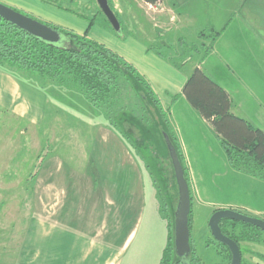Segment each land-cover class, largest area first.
Instances as JSON below:
<instances>
[{
  "label": "rangeland",
  "instance_id": "obj_1",
  "mask_svg": "<svg viewBox=\"0 0 264 264\" xmlns=\"http://www.w3.org/2000/svg\"><path fill=\"white\" fill-rule=\"evenodd\" d=\"M113 1L123 32L130 34L128 37L137 38L146 47L174 52V55L177 50L181 58L188 57L189 53L197 58V52L191 48L202 51L198 38H209L204 34L198 36V31L205 27L208 19L215 27L224 25L232 17L230 12L238 2L211 0L206 6L205 0H189L182 20L189 11L191 14L188 17L201 25L191 27L174 21V26H171L169 15L162 16L159 12L162 10L161 4L154 8L143 0ZM96 8L92 0L88 7L80 6L86 16H91ZM209 8L216 14H204L203 10L210 12ZM102 20L105 26L110 27L105 16L99 13L96 24H102ZM156 27L160 31H156ZM207 30L203 31L210 33ZM183 65L188 66L190 62ZM46 93L48 109L45 118L39 122L38 118H33L35 122H32V115L24 111L25 103L22 101L11 103V110L0 104V238L6 236L4 239L10 242L11 237H15L18 243L22 240L24 243L28 219L38 217L47 224H62L71 233L90 235L93 231L94 243L114 241L115 248L119 250L132 230V236L121 249L116 264H158L170 241L177 197L173 167L169 152L166 150L163 153L162 140L156 136L149 141L143 139L136 142V133L130 132L127 137L120 134L117 128L122 127L119 122L129 119L130 115L123 113L117 118L116 125L112 126L104 117L103 109L93 105L72 84L48 85ZM13 96L16 98L18 93ZM260 98L264 103L263 95ZM125 99V107L139 114L141 105L137 96L128 92ZM249 115L254 125L264 127L263 108ZM173 119L180 139L186 137L184 144L188 157L182 159L189 187L192 184L189 188L192 195L194 180L198 176L193 175V180L188 174L187 162L192 165V171H206V177L222 187L216 193V199L222 202L245 200L243 193L233 194L228 189L224 190L223 185L226 180L230 184L233 175H225L226 168L219 156L207 159L209 163L205 166L206 159L203 160L198 151L195 153L196 159L190 155L193 144H190L188 132L198 123H180L177 118ZM100 124L104 126L98 127ZM109 136L116 138V150L110 151ZM93 140L96 143L93 144ZM197 142L205 143L199 139ZM112 183L120 184L118 192L112 190ZM199 184L201 187L202 183ZM123 194L131 196V203L124 201ZM190 200L189 242L195 264H228L224 250L211 242L213 237L208 228V219L213 208L217 209L218 206L198 202L194 196ZM241 212L247 214L245 210L241 209ZM64 217L67 218L64 220ZM257 232L258 242H240L242 263L264 264V232ZM7 258L0 253L1 262L5 263Z\"/></svg>",
  "mask_w": 264,
  "mask_h": 264
},
{
  "label": "crops",
  "instance_id": "obj_2",
  "mask_svg": "<svg viewBox=\"0 0 264 264\" xmlns=\"http://www.w3.org/2000/svg\"><path fill=\"white\" fill-rule=\"evenodd\" d=\"M80 1L87 2L89 0ZM205 1L207 3L204 5L208 6L211 0ZM0 2L41 21L70 28L78 34H82L87 27L85 19L48 4L44 0H0ZM189 2V0H161L162 10L159 12L162 13V16L169 15L171 26H174L173 21L184 26H201L188 17L191 14L189 11L184 21L182 20L184 8ZM234 8L230 12L232 17L221 27H215L209 21L210 19L207 20L206 28L204 27L205 29L203 28L198 32L206 29L220 31L211 42V50L203 57L197 55L198 57L194 58L188 54L186 62H190V65H183L180 69L172 66L167 60L166 56L169 55V52L162 53V56L157 54L155 50H147L143 42L132 36H127L121 40L104 24L92 25L88 31V37L104 43L117 52L126 61L134 65L139 73L147 79L162 108L167 111L170 130L176 139L182 157H188V149L184 144L186 137L180 139L173 118H177L180 123L182 121L198 123L197 127H190L192 132H188L190 144H193L190 155L196 159L195 153L198 151L200 157L206 159H203L205 166L209 163L207 159L211 157L216 159L219 156L226 168L225 175L229 173L233 175L230 184L226 180L225 185H223L224 190L228 189L229 193L233 194L243 193L246 199L225 200V202L216 199V193L219 192L218 190H222V187L214 184L211 178L206 177V171L202 173L192 171V165L187 162L188 174L190 173L191 177L193 175L198 176V178L195 177V180L192 177L194 192L198 193L193 192L192 195L190 190V196H194L198 202L206 203L208 206L232 208L238 211L242 209L249 215L264 218V181L230 167L209 122L202 118L181 95L187 75L195 66H198L229 92L230 107L234 114L246 119L253 126L264 129L260 125H254L249 115L250 112L256 113L259 112L260 108L264 109V103L260 98V95L264 97V0H238L234 4ZM203 12L208 16L216 14L212 10L210 12L203 10ZM164 18L162 19L165 21ZM217 28L219 29L217 30ZM198 40L200 44L205 41V43L208 42L207 38H198ZM165 43L167 44V42ZM175 52L176 55H180L179 51L176 50ZM17 93L18 96L15 98L13 95ZM173 95H177V97L172 99ZM20 101L25 103L24 111L30 112L32 119L38 118L37 122H39L45 118L48 109L46 89L37 88L31 83L21 81L0 69V104L10 109L13 105L11 103H20ZM17 109L20 110V108ZM26 118L29 119V117ZM32 122L34 123L35 119ZM102 126L104 125L100 124L98 127ZM115 139V137L109 136L110 145L108 147H110V151L117 149L114 147ZM197 139L205 143L203 145L202 143L198 144ZM94 143L96 142L93 140ZM200 149H202V154ZM192 179L190 178L191 183H193ZM199 183H202L201 187ZM118 185L120 186V184L113 185L112 183V190L118 192L120 189ZM191 186L192 184H190ZM246 186L249 187L248 190ZM138 190L141 192V189ZM139 195L141 194L139 193ZM121 196L124 201H128L127 204L131 203L129 202L131 196L127 197L125 194ZM112 198L115 199V196ZM213 210L215 209L213 208ZM66 218L64 217V220ZM64 220L58 222H64ZM27 224L25 228L27 234L23 237V239L25 238L24 243L23 240L21 241L23 245H20L21 243L16 241L18 238L15 237H11L10 242L4 239L6 236L0 238V253L8 257L5 259V263L0 260V264H116L121 249L131 238L133 232L131 230L128 233L118 250L114 246V241L94 243L93 231L90 235L71 233L62 224L59 226L50 222L47 224V221H41L38 217L28 219ZM10 230L12 231V229Z\"/></svg>",
  "mask_w": 264,
  "mask_h": 264
},
{
  "label": "trees",
  "instance_id": "obj_3",
  "mask_svg": "<svg viewBox=\"0 0 264 264\" xmlns=\"http://www.w3.org/2000/svg\"><path fill=\"white\" fill-rule=\"evenodd\" d=\"M44 1L85 19L87 21L85 31L78 34L70 28L39 20L59 33L58 41L48 42L0 17V69L43 90L48 85L72 84L76 86L93 105L103 109L104 117L109 120V124L112 126L116 125L117 118L123 113L130 115L129 119L119 122L122 127L117 128L120 134L127 137L130 132H134L138 137L136 142H141L143 139L149 141L158 136L163 142V153L166 150L168 152L163 136L164 133H167L176 148L189 187L182 155L169 128L167 111L162 108L147 79L117 52L104 43L88 37L90 27L96 24L99 13H102L96 1L92 0L96 3L97 8L91 16L84 15V11L80 10V6L87 5L88 7L90 0L86 3L80 0ZM143 1L155 4L161 0ZM108 4L118 19L114 1L108 0ZM106 22L112 30L107 27L117 38L124 40L130 35L123 32L121 24L120 30L117 31L113 29L108 20ZM102 24H105L103 20ZM204 31L198 33V36L204 34L205 37H209L207 43H201L203 50L191 48L197 52L199 57H203L211 50V42L220 33V31L207 30L210 33ZM146 49L155 50L162 56V53H166L148 46ZM168 54L167 60L177 69L183 67L187 61V58H181L176 53L174 55V52ZM189 55L192 54L189 53ZM128 92L137 96L141 105L138 110L139 114L135 110L125 107V93ZM181 95L202 118L209 122L230 167L264 181V129L253 126L249 121L231 111L229 92L205 71L195 66L185 79ZM176 97L177 95H173L172 99ZM220 228L224 234L236 241L239 248L240 242L259 241V232L257 231L260 229L253 225L222 219ZM169 238L170 241L164 248L158 264H183L174 255L172 229ZM211 242L224 250L229 264L230 253L227 247L215 241L214 238ZM192 255L193 249L190 252L189 261L190 264H195ZM259 256L263 257V255ZM241 264L254 263H242L241 261Z\"/></svg>",
  "mask_w": 264,
  "mask_h": 264
},
{
  "label": "water",
  "instance_id": "obj_4",
  "mask_svg": "<svg viewBox=\"0 0 264 264\" xmlns=\"http://www.w3.org/2000/svg\"><path fill=\"white\" fill-rule=\"evenodd\" d=\"M95 1L113 29L119 31L120 23L113 10L110 8L108 0ZM0 17L42 40L48 42H56L59 40V33L54 28L2 2H0ZM155 29L156 31H160V28L158 27H156ZM163 136L169 152L171 164L173 167L174 179L177 187L176 205L173 218V251L175 257L180 259L183 264H190V191L176 148L169 139L167 133H164ZM222 219H229L247 223L259 228L262 231H264V219L249 216L232 208H218L214 210L210 215L208 219L209 231L215 241L222 243L229 250V264H241V253L239 245L234 239L227 236L221 231L220 221Z\"/></svg>",
  "mask_w": 264,
  "mask_h": 264
},
{
  "label": "built area",
  "instance_id": "obj_5",
  "mask_svg": "<svg viewBox=\"0 0 264 264\" xmlns=\"http://www.w3.org/2000/svg\"><path fill=\"white\" fill-rule=\"evenodd\" d=\"M161 4V1H158L157 3L155 4H149V7H156V6H159Z\"/></svg>",
  "mask_w": 264,
  "mask_h": 264
},
{
  "label": "flooded vegetation",
  "instance_id": "obj_6",
  "mask_svg": "<svg viewBox=\"0 0 264 264\" xmlns=\"http://www.w3.org/2000/svg\"><path fill=\"white\" fill-rule=\"evenodd\" d=\"M218 209V208H217ZM216 210V209H215ZM236 210V209H235ZM241 212V211H240Z\"/></svg>",
  "mask_w": 264,
  "mask_h": 264
}]
</instances>
